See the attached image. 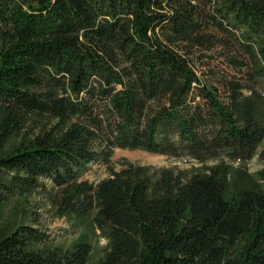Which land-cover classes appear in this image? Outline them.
<instances>
[{"label":"trees","instance_id":"obj_1","mask_svg":"<svg viewBox=\"0 0 264 264\" xmlns=\"http://www.w3.org/2000/svg\"><path fill=\"white\" fill-rule=\"evenodd\" d=\"M47 182L78 238L16 208L0 264H264V0H0V206Z\"/></svg>","mask_w":264,"mask_h":264},{"label":"rangeland","instance_id":"obj_2","mask_svg":"<svg viewBox=\"0 0 264 264\" xmlns=\"http://www.w3.org/2000/svg\"><path fill=\"white\" fill-rule=\"evenodd\" d=\"M35 119L31 123L32 126L37 125ZM125 161L156 168H170L185 176L193 175L197 169L202 167L200 163L189 158L160 156L145 151L117 150L113 158L114 166L120 170ZM250 168L253 173H256L263 168V165L258 160H255L250 165ZM108 177L109 171L107 170V166L94 164L85 179L92 183H99ZM47 183L48 188L46 190L39 191L33 196L28 197V201L24 202L23 206L19 207L17 201L0 206V223L4 218H8L13 214L16 208H19V212L26 210L29 213V222L31 224H38L36 221L40 220L41 226L52 236L56 244L69 247L78 238L81 230L77 231L76 225L73 222L57 216V202L54 200V196L58 191L54 189L51 182ZM93 240L96 246L94 258L97 260L103 256L102 251L107 246L108 241L106 239H99L96 236H93Z\"/></svg>","mask_w":264,"mask_h":264}]
</instances>
